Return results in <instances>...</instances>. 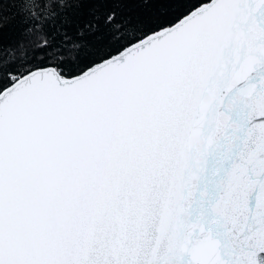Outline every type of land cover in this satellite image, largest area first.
Listing matches in <instances>:
<instances>
[{"label": "snow or ice", "instance_id": "snow-or-ice-1", "mask_svg": "<svg viewBox=\"0 0 264 264\" xmlns=\"http://www.w3.org/2000/svg\"><path fill=\"white\" fill-rule=\"evenodd\" d=\"M0 264H264V0H0Z\"/></svg>", "mask_w": 264, "mask_h": 264}]
</instances>
